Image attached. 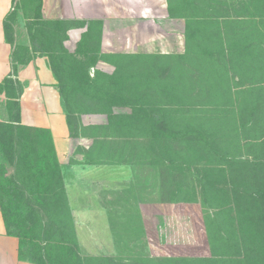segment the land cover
Here are the masks:
<instances>
[{
    "label": "rangeland",
    "instance_id": "1",
    "mask_svg": "<svg viewBox=\"0 0 264 264\" xmlns=\"http://www.w3.org/2000/svg\"><path fill=\"white\" fill-rule=\"evenodd\" d=\"M207 1L216 7L202 3ZM170 2L174 12H185V18L191 20L187 30L198 26L197 20L206 16L214 31L204 41L200 36L188 35L184 53L111 58L123 65L121 71L130 78L124 93L126 102L112 108L118 117L109 121L106 116L107 123L100 129V124L84 126L80 119L84 113L73 115L74 137L92 135V146H97L94 152L101 154L99 157L140 164L141 190L138 199L135 196L139 210L135 214L126 208L124 241L119 237L110 244L102 242L103 233L94 242H86L85 234L78 238L74 224L83 264H182L184 259L223 257L213 252L206 226L210 224L206 215L214 217L215 209L203 204L201 190L212 189L203 183L204 167H212L208 180L223 172L221 168L228 171V161H253L255 155L264 158V9L256 7L254 0ZM13 9L14 50L21 55L31 54L26 51L31 46L30 4L15 0ZM233 40H244L248 48L236 47ZM238 51L245 52L242 58L236 56ZM95 68L103 71L105 67L100 63ZM90 72L92 75L93 69ZM149 116L169 129L206 131L213 138L212 155L189 153L193 145L187 141L156 139L150 133ZM249 118L257 123L244 132L241 123ZM7 168L11 174L12 167ZM214 186L232 190L229 176ZM238 188L247 190L244 186ZM173 190H179L181 198L186 191L196 190L195 200L188 193L185 200L171 201ZM70 196L74 203L72 192ZM144 215L146 223L148 219L151 222L150 242L143 237L149 234V226L142 222ZM102 223V218H95L97 230Z\"/></svg>",
    "mask_w": 264,
    "mask_h": 264
},
{
    "label": "trees",
    "instance_id": "2",
    "mask_svg": "<svg viewBox=\"0 0 264 264\" xmlns=\"http://www.w3.org/2000/svg\"><path fill=\"white\" fill-rule=\"evenodd\" d=\"M22 2L29 3L32 10L28 23L31 46L26 50L32 53L21 55L13 50L12 72L0 82L6 110V119L0 120V212L6 234L18 238L20 260L33 264H83L51 132L48 128L26 125L20 121L19 97L22 86L15 77L17 63H26L36 55L48 57L72 136L73 115L76 112L101 113L109 121L116 119L118 115L112 108L126 102L124 93L128 90L126 82L130 78L121 71L123 65L102 55L100 21L45 18L42 15V0ZM202 3L216 7L214 2ZM168 4L171 15L185 19L186 44L188 35L200 36L199 39L204 41L214 31L213 24L206 16L197 20L198 26L187 30L191 20L185 18L186 13L178 14L180 11L171 9L170 0ZM254 5L264 9V0H254ZM14 21L13 9L3 21L5 39L12 45ZM84 27L85 31L76 41L74 50H68L65 46L69 38L68 31ZM218 41L222 43L223 38L219 37ZM243 41L233 40L236 47L248 48V44ZM244 54L238 51L236 56L242 58ZM99 59L113 61L114 71L107 73L95 68ZM255 101L258 102V97ZM253 120L249 118L243 121L240 128L244 132L253 129L257 123L255 118ZM149 122L150 133L156 139L187 141L193 145L189 153L197 152L205 157L212 155L213 138L206 131L196 128L169 129L150 116ZM254 158L253 161H228V171L221 168L223 172L208 180L206 177L212 167L205 165L203 183L206 185L207 182L208 188L212 189L201 190L203 204L215 209L214 217L206 215L210 221L206 226L213 252L223 257L184 259L182 264H264V158L260 159L256 155ZM7 165L13 169L11 174ZM227 176L230 177L232 190L214 186ZM238 186H244L247 190H239ZM188 193L195 200L196 190L186 191ZM186 194L181 198L180 191L173 190L169 199L185 200Z\"/></svg>",
    "mask_w": 264,
    "mask_h": 264
},
{
    "label": "crops",
    "instance_id": "3",
    "mask_svg": "<svg viewBox=\"0 0 264 264\" xmlns=\"http://www.w3.org/2000/svg\"><path fill=\"white\" fill-rule=\"evenodd\" d=\"M12 4L13 0H0V82L12 72L14 46L6 41L3 27ZM42 15L45 18L100 21V51L109 59L137 57L141 53H184L187 47L185 19L170 14L168 0H42ZM83 31L85 27L68 31L69 38L65 41L68 50H74ZM100 63L107 73H111L107 67L115 68L113 61L99 59L97 64ZM15 77L22 86L19 97L21 123L45 127L51 132L78 238L85 234L86 242H94L104 233L105 237L100 239L102 242L110 244L119 237L124 241L123 230L128 219L126 208L135 214L139 210L135 196L138 199V190H141L140 164L99 157L101 154L95 153L97 146H92V135H70L57 81L47 56L36 55L26 63H17ZM5 119V96L0 93V120ZM80 119L84 126L100 124V129L108 120L101 113H84ZM95 218L103 220L100 231ZM142 222L149 226V234L143 237L150 242V219L146 223L144 215ZM0 264H33L18 258V238L6 234L1 212Z\"/></svg>",
    "mask_w": 264,
    "mask_h": 264
}]
</instances>
